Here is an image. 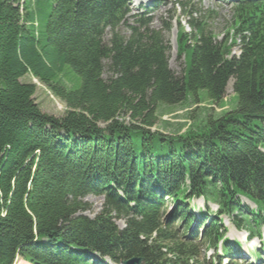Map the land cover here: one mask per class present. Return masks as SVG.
Masks as SVG:
<instances>
[{
    "label": "trees",
    "instance_id": "obj_1",
    "mask_svg": "<svg viewBox=\"0 0 264 264\" xmlns=\"http://www.w3.org/2000/svg\"><path fill=\"white\" fill-rule=\"evenodd\" d=\"M233 8L222 40L195 20L194 32L179 30L186 67L178 75L162 31L150 19L128 24V0H0V264L18 256L31 264H103L92 254L116 263L143 257L147 264H222L221 256L207 259L177 237L172 222L188 217L186 209L180 205L167 220L158 191L177 205L191 195L210 197L219 214L261 235L264 0ZM231 31L241 34L239 58L228 57ZM26 76L66 112L42 111ZM231 79L233 110L192 117L186 134L152 130L158 109L184 103L188 92L195 104L219 105ZM90 194L105 199L95 218L84 214ZM239 194L257 203L255 214ZM218 222L207 227V244L223 237Z\"/></svg>",
    "mask_w": 264,
    "mask_h": 264
},
{
    "label": "rangeland",
    "instance_id": "obj_2",
    "mask_svg": "<svg viewBox=\"0 0 264 264\" xmlns=\"http://www.w3.org/2000/svg\"><path fill=\"white\" fill-rule=\"evenodd\" d=\"M133 4H137L136 0H134ZM145 10L149 11V16L151 18L150 27L154 30L162 31L167 44H169V65L171 69L178 75H181L186 67V54L180 55V53L178 52L179 48L177 37L180 29H183L186 33L194 32V29L191 27L190 21L195 20L200 24H204V28L206 30L213 32L217 40H222L228 30L232 28V23L234 21L233 6L229 2H225L222 0H166L162 2L158 7H155L154 10H151L150 6H147ZM140 11L142 10L133 8L132 12L127 18V22L130 25L136 24L135 19L137 18V15L135 14ZM46 19L47 16L46 18H42L40 20V29L42 30H46ZM164 23L171 25L170 31L164 30ZM120 31L123 35L126 36H129L131 34L129 27L125 24L121 26ZM106 37L108 39L110 38V35H107ZM235 54L237 55V53ZM189 57L190 54H188V59ZM22 81L33 83L37 86L35 100L41 107L42 111L55 116H62L66 112V105L59 98L55 97L48 90V88L37 79L33 78L32 76H26L22 79ZM233 83L234 80L231 79L228 84L226 94L222 99V102L220 101L219 105H216L213 102H209L207 100H202V103L195 104L193 103L194 97L192 93L188 92L187 99L184 103L172 107L169 106L166 108H159V121L157 125L152 128V130H158L165 133L178 132V134H186L189 131V127L194 124L192 117H194L195 119H201L204 117V114H208L206 113V110H213L210 113H214L217 116L233 110L236 101V95L233 91ZM199 94L201 97H204L206 92L201 90ZM121 120L129 122L128 118H121ZM84 201L89 203V209L85 211L84 214L90 216L91 218H95L101 213L105 199L103 195L90 194L84 198ZM198 202L200 204V208H203V199H198ZM209 206L211 207V210L216 211L218 209V206L215 204L210 203ZM249 206L251 208L255 207L253 203H249ZM170 207L171 202L168 201L167 210ZM221 219L223 220L222 224L224 228L228 229V233L226 235L228 241L232 242L240 240V248L243 250H246V248L254 250L257 246L261 248L262 244L260 240L251 239L246 244L242 243V233H244L245 231H237L235 226L232 225L229 217H227L226 215H221ZM116 223L119 228L124 229L126 227L125 219H116ZM180 236H183L181 234V231L178 237ZM223 243L224 242L218 244V247L216 249L213 247L201 246V253L206 256H215L216 253L221 255ZM240 260L241 264H249L252 258L251 260L246 258H241ZM225 261H227V259H224V262ZM14 264L30 263L23 257L18 256Z\"/></svg>",
    "mask_w": 264,
    "mask_h": 264
},
{
    "label": "water",
    "instance_id": "obj_3",
    "mask_svg": "<svg viewBox=\"0 0 264 264\" xmlns=\"http://www.w3.org/2000/svg\"><path fill=\"white\" fill-rule=\"evenodd\" d=\"M144 258H132L129 260L123 261V264H145Z\"/></svg>",
    "mask_w": 264,
    "mask_h": 264
}]
</instances>
